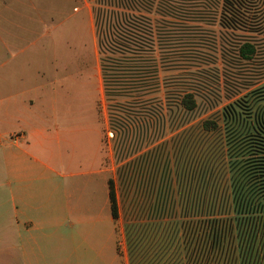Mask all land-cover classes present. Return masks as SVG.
I'll return each mask as SVG.
<instances>
[{"label":"rangeland","instance_id":"rangeland-1","mask_svg":"<svg viewBox=\"0 0 264 264\" xmlns=\"http://www.w3.org/2000/svg\"><path fill=\"white\" fill-rule=\"evenodd\" d=\"M20 1L16 5L14 0H0L7 5V8L0 7V15L9 20V31L17 28L15 24L28 31L21 39L24 53L19 59L11 60L9 68L0 71V99L6 95L3 80L18 78L28 85L35 82L39 88L54 84L56 109L65 111L69 107L77 111L84 103L79 97L81 73L85 72L86 78L98 77L100 90L93 99L92 109L97 112L100 109L97 119L103 132L109 175L114 179L110 183L113 191L117 166L129 158L146 162L149 159L157 167L164 166L166 175L171 177L173 193L172 264H195L193 247L197 243L201 246V219L193 212H185L188 208L177 203L176 198L181 200L191 192L197 196L203 193L200 196L204 200L212 201L204 206L206 211H227L228 204L226 207L220 204L229 200L234 176L228 162V136L221 113L237 99L264 96V0H253L252 17H256L258 25L253 32L220 25L222 0H73L74 8L82 12L89 24V38H83L81 33L85 31L81 14L76 16L71 28L63 19V13L71 11L68 1L62 0L60 10L55 7L49 14L47 9L57 0H31L39 9L43 7L38 23V13L31 10L29 0ZM96 12L116 14L124 24L123 29L130 30L137 39V45H133L136 48L131 49L152 54L158 67L160 91L157 94L146 96L143 101L123 97L107 102L102 98L94 25ZM6 24L0 20L1 29ZM85 41L88 42L85 44ZM245 43L255 49L249 61L240 59L238 53ZM68 58H74L75 67L63 64ZM65 77L71 80L64 83ZM41 94L46 108H40L42 102H39L38 109H52L54 102L50 103L52 96L47 97L48 90H41ZM185 95H191L195 102L191 112L181 106ZM3 110L4 103L1 114ZM4 121L2 116V127ZM205 122L216 123L218 130L205 132L202 126ZM218 196L224 198L219 203L213 202ZM0 204H3L2 179ZM227 215L220 214V220ZM192 230L197 234L190 236ZM0 239H3L1 226ZM237 250L233 252L235 258ZM0 264H3L2 244Z\"/></svg>","mask_w":264,"mask_h":264},{"label":"crops","instance_id":"crops-1","mask_svg":"<svg viewBox=\"0 0 264 264\" xmlns=\"http://www.w3.org/2000/svg\"><path fill=\"white\" fill-rule=\"evenodd\" d=\"M61 1L46 13L55 7L59 11ZM64 1L72 5L63 13L66 25L74 26L81 14L85 24L81 33L89 38L82 12L74 8L73 0ZM29 5L40 22L42 5L39 9L31 0ZM0 7L7 5L2 2ZM0 20L7 22L5 29L0 28L1 71L24 53L21 39L28 31L18 24L9 31V20L2 15ZM74 58L63 64L75 67ZM81 76L79 97L84 103L77 111L56 109L54 84L39 88L35 82L29 86L11 77L2 82L6 93L0 99V108L4 103L0 118L5 119L4 127L0 124L3 264H172L171 177L164 166L149 159L123 161L117 166L113 216L109 191L114 179L103 152L100 109H92L100 90L98 77L86 78L85 72ZM43 89L52 96V109H38L41 102L40 108H46ZM179 198L177 203L188 208L185 212L202 207L197 193Z\"/></svg>","mask_w":264,"mask_h":264},{"label":"trees","instance_id":"trees-1","mask_svg":"<svg viewBox=\"0 0 264 264\" xmlns=\"http://www.w3.org/2000/svg\"><path fill=\"white\" fill-rule=\"evenodd\" d=\"M254 4L253 0H222L220 25L230 30L253 32L258 26L256 17H252ZM94 17L105 100L113 102L129 97L143 101L146 96L157 94L160 91L158 67L152 54H140L139 48L131 49L136 48L133 45H137V39L130 30L123 29L124 24L116 14L96 12ZM238 53L240 59L249 61L255 49L245 43ZM180 102L186 112L195 108L191 95L183 96ZM153 110L158 112L159 109ZM221 122L228 136V162L234 176L232 191L229 200L219 201L224 196L213 200L224 207L228 204L227 211H206L204 206L212 201L204 200L200 196L203 193L198 195V205L202 202V207L193 214L201 219L203 230L200 248L198 243L193 247L195 264H235L236 261L238 264H264V96L257 95L251 100L240 98L229 103L222 109ZM202 126L205 132H215L219 128L212 122ZM109 195L114 216L111 184ZM220 214L229 215L220 220ZM192 232L190 236L197 234V231ZM236 249L238 256L235 258Z\"/></svg>","mask_w":264,"mask_h":264}]
</instances>
